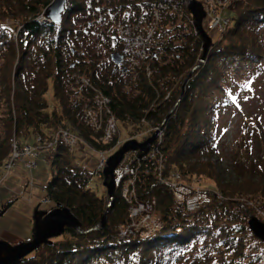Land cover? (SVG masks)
<instances>
[{"label":"trees","instance_id":"1","mask_svg":"<svg viewBox=\"0 0 264 264\" xmlns=\"http://www.w3.org/2000/svg\"><path fill=\"white\" fill-rule=\"evenodd\" d=\"M53 1L0 0V171L12 153V139L25 143L35 134L62 127H76L93 151L108 152L112 145L99 143L83 123V101L72 102L66 95L78 76L111 99L119 122L137 130L143 129V120L152 126L165 122L159 149L162 160L160 156L154 160L156 167L160 162L165 166L164 180L183 171L187 176L214 177L209 173L210 162L194 160L200 162L216 151L213 132L219 117L229 108L243 107L246 95L264 80V0H232L225 13L231 25L218 33L200 67L201 38L192 27L189 34L177 33L169 39L176 44L183 41L174 46L175 58L152 63L151 78L144 67L131 78L111 61L112 54L125 53L119 25L136 24L150 6L179 4L180 0H69L59 25L43 21ZM50 84L53 105L47 100ZM254 122L246 119L244 128L259 146L251 156L240 151L233 158L232 166L241 168L239 179L253 176L264 161V133L261 123ZM149 137L148 133L142 142ZM47 163L54 173L45 188L53 204L48 211L56 205L68 208L80 221L82 232L66 229L20 264H242L246 258L264 264V249L259 248L264 242L250 235L241 211L230 208L227 202L231 200H226L252 192L262 196L264 208V177L259 172L256 185L246 183V188L227 189L218 182L223 200L214 198L211 205L189 213L143 164L138 195L142 200L155 198L156 214L163 218L165 228L149 239H121L118 231L129 222L130 204L119 191L109 208L105 196H97L90 188L96 170L91 173L77 165L72 151L59 150ZM184 166H190V171ZM16 201L9 202L8 209ZM108 208L107 224L97 230ZM246 235L255 249L247 256L243 252Z\"/></svg>","mask_w":264,"mask_h":264},{"label":"built area","instance_id":"2","mask_svg":"<svg viewBox=\"0 0 264 264\" xmlns=\"http://www.w3.org/2000/svg\"><path fill=\"white\" fill-rule=\"evenodd\" d=\"M198 1L202 2L207 18H210L209 28L218 33L226 32L231 22L224 17V14L232 0ZM188 5V0H180L179 4L153 5L148 7L143 18L136 24L119 25L118 35L125 44L124 66L131 78H134L142 67L147 71V77L151 78L150 65L154 60L161 58L164 53L169 57L168 61H172L178 52L174 46L183 44L182 40L177 42L178 44L170 42L169 39L177 33L189 34L192 27L197 35L195 20L188 10ZM157 45L161 47L157 48ZM168 45L169 48H165ZM75 80L76 82L66 95L72 102L83 101L82 120L84 125L93 131L95 139L99 143L106 146L112 145L111 149H115L120 143V131L118 128L119 121L110 107L111 99L97 89L87 78L75 76ZM147 124L148 122L143 120L141 127ZM164 125L165 122L156 126L151 125L152 131L153 128L160 127L157 132L159 135H163L160 140L157 139L156 141L158 146H152L151 151L143 157H140L139 151L128 153L114 171L116 189L121 194L122 199L130 204L129 222L119 228V235L123 238L151 237L154 235L153 233L163 229L162 220L156 214L157 203L155 198L142 200L138 195L143 187L139 183V172L140 169H143L141 167L143 164L154 172L157 184L166 186L174 194L176 201L179 204L185 203L188 210L194 211L210 202L206 192L196 191L180 184L181 176L179 177L177 174H172L173 176L163 179L165 166L160 162V165L156 167L154 160L160 156L159 149L164 139ZM153 135L154 132L153 134L149 132L150 137ZM35 138V145L33 146L21 143L16 137L12 139V153L4 165V171H0V177H2L0 184L19 163L23 162L27 170L36 167L35 159L41 153H45L47 160L50 161L59 150L72 151L79 141L90 146V142L83 137L81 131L73 126L62 127L45 135L36 134ZM96 152H101L96 165V174L102 176L107 166V160L104 156L105 152L102 150H96ZM159 158L162 160V156ZM175 176L179 179H174ZM153 211L155 215L152 213Z\"/></svg>","mask_w":264,"mask_h":264},{"label":"rangeland","instance_id":"3","mask_svg":"<svg viewBox=\"0 0 264 264\" xmlns=\"http://www.w3.org/2000/svg\"><path fill=\"white\" fill-rule=\"evenodd\" d=\"M224 17L228 18L227 14H225ZM209 21L210 18H207L204 21V29L212 40L217 41L219 34L216 30H211L209 28ZM121 25L123 24L121 23ZM160 47L161 46L157 45V48ZM164 59L169 60L166 53H164L161 58L154 60L152 63H161ZM53 95L54 87L53 84H50V89L47 93V100L50 105H53ZM246 97L247 102L243 107L238 109L229 108L226 110V114L219 117V123H217L214 127L213 132L216 151L212 152V155H209L206 159L200 160V162L197 159L194 160V163L210 162L211 165H209V167L212 170L209 173H213V175L216 174L214 176L215 179L214 177H205L204 175L199 174L187 176L183 171L178 172L177 174L179 177L181 176L180 184L189 188L191 187L196 191L206 192L213 196L216 200H223L222 196L224 195H222L220 191L221 189L219 188L218 182L221 183V186H224L227 189L237 186L244 187V185L246 188V183H248L247 186L256 185L260 179H257L258 172L262 177H264L262 175L264 171V161H261L259 166L257 165V172L255 173L257 176H255V174L253 176L249 175V180L239 179L238 175L241 168L238 166L237 168H234L232 166L234 156L239 154L240 151L243 153L248 152L249 156H251V151L254 152L255 147L259 146L257 145L258 143L253 142L255 141L254 139L252 140L251 137H247V133L244 128L245 120L250 119L252 122L255 121L256 123H261L260 130L264 133V80L259 81L258 84H256L254 92L246 95ZM177 104H179V101L176 105ZM251 127L253 130L256 128L253 124H251ZM118 128L120 131V143L115 149L109 148L108 152L104 153L106 160L114 155L126 142H129L134 138L139 142H142L144 138L148 136L149 132L152 134L153 132L154 134L157 133L158 140H160L163 136L159 135L157 132L160 127H155L152 131L150 123L143 127V129L137 130L131 125L119 122ZM35 136L36 134L31 141L22 143L30 146L35 145ZM100 153L96 152V150L93 151L89 145L85 144L83 141L77 142L75 148L72 149L75 163L81 167H87L91 173L96 170L95 167L97 160L100 159ZM35 162L36 167H34L31 171L25 168L23 162L17 164L18 167L11 171L9 176L0 184V213H3L0 217V241L8 242L14 246L32 239L35 225L34 215L36 211H38L37 209H40L39 212H47L53 205L50 201H48L45 189L46 186L54 179V173L52 172L51 166L47 163L46 154L41 153ZM184 167L186 171H190V166ZM174 179L178 180L179 178L175 176ZM103 182L104 179L95 173L92 175L90 188L97 194V196H105L106 202L110 204L111 200L108 198L107 190L104 187ZM248 189L249 188H247V190ZM248 195L249 196L245 197H243V195L233 197L229 196L231 198L226 200H231L230 202H227L231 205L230 208H235L236 206V208L241 211V214L243 215L242 221L247 224V227L248 222L254 217L264 223V208L262 202L260 201V197L262 196L256 195L252 192ZM16 199V203L8 209L9 202ZM147 199H150V197ZM153 209L155 211V206ZM141 211L143 210L141 209ZM154 211L152 212L153 214ZM244 217H246V220ZM248 232L252 235L250 229H248ZM153 234L156 235L157 232ZM250 235L245 236L246 249L243 250V252L246 256L250 255L251 252L255 250L254 245H250V242L252 241ZM147 237L148 236H145V238ZM259 248L260 250L264 249V244H260ZM232 249L233 251L235 250L234 248ZM246 259L247 260L244 263L249 264L251 261L248 258ZM250 264L255 263L251 262Z\"/></svg>","mask_w":264,"mask_h":264},{"label":"water","instance_id":"4","mask_svg":"<svg viewBox=\"0 0 264 264\" xmlns=\"http://www.w3.org/2000/svg\"><path fill=\"white\" fill-rule=\"evenodd\" d=\"M69 0H54L45 10L44 20L59 25L63 20V13ZM189 11L195 20V28L203 42V55L199 67L206 61L210 49L213 45L212 38L204 29V20L206 12L202 3L196 0H190ZM123 55L114 53L111 55V61L118 67L123 63ZM126 72V69H123ZM158 136L155 133L151 138L143 143L137 140L126 142L114 155L107 160V166L104 169L103 185L107 190L108 198L111 200L109 208L114 204L116 196V187L114 183V171L119 166L124 156L130 151H142L141 157L149 153L151 146L156 142ZM109 208L103 216L102 224L98 229L103 228L107 224ZM34 231L30 241L11 245L8 242L0 241V264H20L22 260L37 251L43 245L52 239L60 237L66 229H76L82 232V225L77 217L68 208H62L56 205L55 208L48 212L36 211L34 215ZM248 226L253 235L260 241L264 242V223L253 218L248 222ZM95 229V230H96Z\"/></svg>","mask_w":264,"mask_h":264}]
</instances>
